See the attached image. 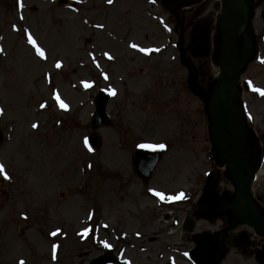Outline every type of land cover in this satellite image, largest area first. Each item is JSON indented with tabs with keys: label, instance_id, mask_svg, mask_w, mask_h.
Instances as JSON below:
<instances>
[{
	"label": "rangeland",
	"instance_id": "obj_1",
	"mask_svg": "<svg viewBox=\"0 0 264 264\" xmlns=\"http://www.w3.org/2000/svg\"><path fill=\"white\" fill-rule=\"evenodd\" d=\"M55 1L0 0V127L5 135L0 166L8 177L0 184V264H86L103 251V242L97 241L116 248L136 245L127 255L135 264H146L147 256L137 248L155 250L163 215L168 213L170 220L162 229L169 228L184 208L158 210L146 194L156 189L172 196L183 190L187 198L214 165L202 103L190 91L189 73L180 62L189 56L190 28L186 23L175 26L165 0H113L108 5L107 0H69L66 7ZM215 1L190 9L189 17L206 23L210 35L218 19ZM197 7L205 9L196 14ZM262 12L264 0H257L253 30L260 37V55ZM156 17L171 24L177 35L166 33ZM239 34L236 29L235 48ZM176 42L178 47H172ZM157 47L162 52L149 57L137 50ZM196 62L205 65V82L199 85L207 90L216 67L207 58ZM243 78L264 87V67L252 64ZM100 88L113 91L107 104L111 123L98 130L101 147L93 152L84 138ZM57 95L72 111H55ZM242 99L251 105L253 127L264 116V100L246 93ZM164 142L169 149L151 181H139L128 163L133 148ZM93 208V224L103 218L116 234L90 232L79 242L77 233ZM54 228L62 230L58 242L49 237ZM123 232V240L115 242ZM126 232L132 233L130 238ZM133 232L141 233L139 240ZM51 242L61 245L56 262L49 258Z\"/></svg>",
	"mask_w": 264,
	"mask_h": 264
},
{
	"label": "flooded vegetation",
	"instance_id": "obj_2",
	"mask_svg": "<svg viewBox=\"0 0 264 264\" xmlns=\"http://www.w3.org/2000/svg\"><path fill=\"white\" fill-rule=\"evenodd\" d=\"M176 10L179 12V9ZM256 137L261 146L258 148L260 158L264 154V135L256 134ZM222 170L214 166V178L205 183L200 196H193L186 207L184 216L192 221V230L176 236L178 246L159 249L156 257L147 259L148 264H167L166 257H171L172 264H187L181 257L180 244L186 242L190 250L194 239L204 233L218 237L222 243L218 264H264V233H256L247 224L246 212L244 208L241 210L242 203L237 204L231 179ZM255 179L252 183V207L264 224V164H261ZM236 212L239 213L237 218L234 217ZM238 236L245 237L241 246L233 244Z\"/></svg>",
	"mask_w": 264,
	"mask_h": 264
},
{
	"label": "water",
	"instance_id": "obj_3",
	"mask_svg": "<svg viewBox=\"0 0 264 264\" xmlns=\"http://www.w3.org/2000/svg\"><path fill=\"white\" fill-rule=\"evenodd\" d=\"M181 3H185L188 0H178ZM246 4V9H247V15H246V22H245V27H244V35L247 39V44L249 46V53L246 55V57L243 59V62L241 64V67L236 69L233 74L229 73L227 70H222L221 73V79L217 83V88H216V105L214 109V116H215V124L218 126L219 131H223L225 133H228L227 129V119L229 115V109L227 107V102H226V96L224 95V92L226 94L229 92V87L232 84L233 79L236 77V75L242 71L244 68V65L252 59V57L255 55L256 49H255V43H254V37L252 33L250 32L249 29V24H250V19L252 15V0H244ZM238 22L236 23V25ZM225 26H227V23L225 21L224 23ZM236 25H233L232 29L236 28ZM232 36V35H231ZM230 77V80L225 79L223 83L222 80L224 78ZM226 88H224V86ZM223 98V99H222ZM108 98L105 93H99L95 99L96 102V112L94 115L93 119V128H97L99 125L106 123L105 115H104V106L107 102ZM1 140V136H0ZM90 142L93 145L97 144V139L92 136L90 138ZM139 155V156H138ZM137 155L136 159V168L141 172L145 173L146 176H148L152 169L154 168V165L157 161V158L159 156V153H148V152H139ZM139 158V159H138ZM152 160V161H151ZM110 255L107 257H102L100 258L97 262H93L91 264H108V262H112L109 259Z\"/></svg>",
	"mask_w": 264,
	"mask_h": 264
},
{
	"label": "bare ground",
	"instance_id": "obj_4",
	"mask_svg": "<svg viewBox=\"0 0 264 264\" xmlns=\"http://www.w3.org/2000/svg\"><path fill=\"white\" fill-rule=\"evenodd\" d=\"M223 9L224 10L222 15L223 17H225V19L223 18V22L227 21L229 24L228 27L225 29V34L227 37V35H231V32L233 31L232 27L233 25H236L237 21L240 25V28L242 27L244 21V5L242 4L241 0H225ZM243 53H245V50L243 51ZM243 53L241 52L242 55ZM237 58L238 55L234 53V49H232V47L227 49L226 63L231 64L233 66V63H236ZM238 216L239 213L236 212L234 217L237 218Z\"/></svg>",
	"mask_w": 264,
	"mask_h": 264
},
{
	"label": "snow or ice",
	"instance_id": "obj_5",
	"mask_svg": "<svg viewBox=\"0 0 264 264\" xmlns=\"http://www.w3.org/2000/svg\"><path fill=\"white\" fill-rule=\"evenodd\" d=\"M108 2L111 3V0H108ZM28 40H29V43L32 45V47L35 48L37 55L41 59H43L44 58V53L39 48L36 47L35 42L32 41V38L30 36H29ZM131 47H135V45H131ZM137 50L144 51L145 54H147V51H148V50H144V49H137ZM109 59H110V57H109ZM262 63H264V61H262ZM56 67L59 68L60 67V64L57 63L56 64ZM85 87H88V85H85ZM253 91L260 92L259 89H253ZM109 94H112V93H109ZM260 94L261 95H264V92H260ZM60 106L62 108H65V110H66L65 105L61 104ZM41 107H43V105H41ZM35 127H36V125H33V128H35ZM85 146L87 147V141H85ZM141 147H145V146L144 145H141ZM163 147H164L163 145H160V149H163ZM89 151H91V149H89ZM0 176H3L4 179H8V177L4 174L3 166H0ZM153 194L154 195H159L158 193H153ZM180 198L181 197H179V196L178 197H175V199H180ZM161 199H165V197H161ZM167 199H172V198H167ZM52 235H56V233H52ZM55 247L56 246L53 245V250H55ZM105 247H107V245H105ZM21 264H22V262H21Z\"/></svg>",
	"mask_w": 264,
	"mask_h": 264
}]
</instances>
